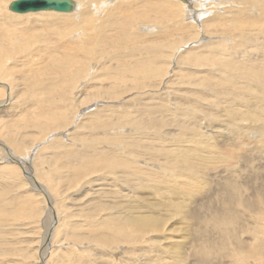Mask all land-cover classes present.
<instances>
[{
	"label": "rangeland",
	"instance_id": "1",
	"mask_svg": "<svg viewBox=\"0 0 264 264\" xmlns=\"http://www.w3.org/2000/svg\"><path fill=\"white\" fill-rule=\"evenodd\" d=\"M13 1L0 0V8ZM82 1L72 14L78 15L70 20L54 12L24 19L12 18L9 14L13 12L7 10L8 14L0 12L1 30L25 41L17 47L13 41L6 43L19 57L3 64L0 75L13 67L6 83L11 85L9 80L18 77L29 80L31 77L21 75L43 70L46 60L37 57L44 50L52 59L69 56L73 60L65 64L68 75L59 76L56 82L54 97L58 100L46 103L43 112L38 106L37 110L30 108V102L40 101L41 95L30 96L31 88L26 91L28 84L21 83L10 101L0 107V143L4 145L0 146V264H201L200 252L217 257L213 264H225L229 253L214 249L210 241L221 242L219 233L230 228L223 224L217 233L209 223L229 200H234L242 226L253 228L254 234L264 233V218L255 223L254 216L241 207L257 199L264 201V79L256 78L259 84L250 82L253 85L247 87L241 80H237L239 84L230 80L225 64L237 56L230 48L237 43H226L222 36L203 29L202 22L218 12L202 13L201 0H186L188 4L153 0L166 2V8L147 14L141 0H136L131 10L133 26L152 28L148 46L122 41L111 33L108 41L102 40L94 27L100 23L102 11L92 12L90 29L81 32V12L87 9ZM230 2L221 5V14H230ZM263 34L264 29L260 44L249 40L250 52L244 51V57L260 69L264 67ZM249 35L255 36L252 41L259 38L258 32ZM37 48L39 53L33 50ZM133 50L143 53L136 59ZM217 58L224 63L212 61ZM123 59H128L125 64L152 59L159 72L142 79L140 88L132 74L127 75V87H115V61ZM237 62L245 61L237 58ZM73 68H80L85 75L76 73L74 81ZM106 70L113 71L109 81L105 80L108 76H101ZM48 79L49 75L43 77ZM6 83L1 84L2 89ZM122 90L127 93L111 96ZM94 97L98 100L84 104ZM6 99L2 93L0 103ZM69 103L71 112L64 124L44 123L49 111L60 112ZM32 115L41 126L33 125V119L26 120ZM90 122L96 125H88ZM8 134L19 144L10 145ZM77 134L83 143L73 136ZM59 142L76 158L70 160L54 152L53 144ZM92 142L98 150L88 154ZM77 144L83 145V156H88L76 153V148L84 149ZM8 153L19 164L10 160ZM107 153L114 157L113 167L101 166L99 155ZM35 157H49L50 162L40 164ZM187 157H191L192 168L187 166ZM87 167L91 169L80 174ZM194 176L199 183L195 182L194 190H187L186 179ZM192 212L209 224L202 228L203 239L192 241L198 229ZM132 220L144 229L131 224ZM123 222L132 226L124 235H114ZM239 233L244 241L252 237L242 229ZM224 240L230 250L234 245L227 237Z\"/></svg>",
	"mask_w": 264,
	"mask_h": 264
},
{
	"label": "bare ground",
	"instance_id": "2",
	"mask_svg": "<svg viewBox=\"0 0 264 264\" xmlns=\"http://www.w3.org/2000/svg\"><path fill=\"white\" fill-rule=\"evenodd\" d=\"M72 1L74 2V8L72 9V11L70 13H62L64 15H61L68 20H70L71 17L78 15V14H75V15H72V14L76 13L79 9V6H80L79 2H78L79 0H72ZM174 1H180L183 3H187V4L189 3L186 0H174ZM207 1H209V0H201L200 9L202 10V13L208 14L209 12H214L212 14H215L216 12H218V14H216V16L211 17L207 21H203L202 22L203 29L205 28V29L209 30L212 34H215L217 37L222 36L224 39V42H226V43H232L233 41H235L237 43L234 46L230 45L231 49L236 50L237 56H235L234 60L227 61V63L225 64L226 67L228 68V70H226V74H228V75L230 74V76L232 77L230 80L234 81L235 83L237 80H241V81L245 82L246 84L245 83H243V84L246 87H247V85H250V84L253 85V83H250V82H255L256 84H259V82L256 81V78L264 79V67H263V69H260V67L254 65L250 61L249 57L245 58L244 57V54H245L244 51H246V52L249 51L247 47L250 45L251 42L260 44V40H261L260 35L262 34V31L264 29V0H230L231 2H230V14L229 15H227L225 13L226 11L225 12L223 11V13H225V14H221V12L223 10L221 5L223 3H225V0H211L212 4L205 5V3ZM82 2L85 3V6L87 7V9H85L83 12H81V16H82L81 18L84 21L83 26L80 28L81 32L84 33L85 31L90 29V27L93 23L92 12L95 14H98L102 11L103 14L100 18V23H96L94 26L97 30V35L102 40L108 41L107 34L111 33L112 37L120 38L122 41L135 42L134 45L140 44L141 46H148L149 39L147 37L152 34V28L145 26V27H142L140 30H138L137 27L135 28L133 26L135 24V21L133 20L134 16L132 15L131 10H132L133 5L136 2V0H83ZM141 2L145 6V13L146 14L149 12H152V11H162L166 8V2H164V1L154 3L153 0H141ZM10 3L11 2H9L8 4L4 3L3 6L0 8V12H6V10L9 12L10 10L8 7H9ZM75 4H76V6H75ZM205 8H207V9H205ZM10 12H12V11H10ZM38 13L43 14L42 12H38ZM38 13L16 14V15L11 13L9 15L15 19H24L28 15L38 14ZM6 14H8V13L6 12ZM65 14H68V15H65ZM164 29H165L164 27L161 28V30H164ZM123 31H125L124 34H122ZM257 32H258L259 38H256L257 41H252V39L255 36L253 35V38H251L249 36H252V35H249V34H255V33L257 34ZM205 36L203 35L202 38L205 39ZM262 38H263V36H262ZM229 39H230V42H229ZM9 40L16 43L15 47L25 43V41L19 40L15 37L7 36V34L4 32V30H1V28H0V70H3V66H4L3 64L6 62V60L8 62L14 61V60H16L15 58L18 55L15 53L17 51L15 48L6 46V43ZM249 40H251V42H249ZM33 41H35V39H33ZM261 43H263V42H261ZM239 47L241 48V50ZM33 50H34V52L39 53V52H37L39 50L38 48L33 49ZM127 50H131L130 47H127ZM131 53H133L132 57H136V59H138L139 56L143 52L133 50V51H131ZM41 54H43V55L41 56L40 53L38 54L39 57H37V59L38 60H42V59L46 60V61H44L45 65H42V66H45L43 68V70H42V68L40 70L39 69L35 70L32 68L33 72L29 71L28 73L21 75L22 77H25L26 79H29L30 77H31V79L25 80V79H21L18 77L17 80H15V79L12 81L9 80V82H11V85L9 83H6L8 81V78L10 77L7 75V74H9L8 70L13 68L12 66H11V68L10 67L8 68L5 75H2V74L0 75V78H1V80H0V95H2V93H3L5 95V97L9 98V100L6 99L3 103H0V107H3L4 105H6L5 103L10 101L12 94H14V91H15L14 89L16 88V86L18 88L19 83H21L23 85L28 84V86H26V89H24V90L27 91L28 89L31 88L32 94H30V96L41 95V97H42V99L40 101H31L30 102L31 103L30 108L35 107V109L37 110V106H38L40 112H43L46 103L51 104L52 100H56V101L58 100L57 97H54V94L56 93V82H57L59 76L65 77L68 75V71L66 70L67 68H66L65 64L66 63H72L73 60L69 56H65V57L60 58V59L59 58L52 59L51 56L48 53H46L45 50ZM106 55H109V53H106ZM8 58L10 60H8ZM17 58H19V57H17ZM237 58H241L245 62L244 63L237 62ZM127 61H128V59L115 61V63H116L115 66L118 65V68L115 69L116 73L113 74V76H115L114 79H116V83H117V85H114L115 87H118V88L127 87L128 86V80H126V79H128L127 75L132 74V77L134 79L135 84L140 88L142 86V79H147L152 74L159 72L158 70L155 69V63H154V60H152V59L144 61L141 64H139V63L125 64ZM212 61L224 63L221 59H218V58L213 59ZM5 66H7V65H5ZM111 69H112V67H111ZM29 70H30V68H29ZM26 71H27V69H26ZM112 72L113 71H111V70H106L103 74H101V76H108ZM70 73H71L74 81H75V74L76 73H80L82 76L85 75L84 72L80 68H73L70 70ZM17 75H19V74L16 73L15 76H17ZM48 75H49V79L43 80V77L48 76ZM1 76H4V77H1ZM108 78H109V76L107 78H105V80L106 79L108 80ZM2 83H6V85L3 87V89L1 87ZM41 83H42L43 87L40 86ZM95 83H97V82H95ZM7 84H9V85H7ZM119 84H121V87L119 86ZM237 84H239L238 81H237ZM111 85H112V83L110 84V86ZM98 86L99 85H97V87ZM102 86H100L99 88H102ZM262 87L264 89V84ZM94 89H97V88H94ZM243 89H244V91H247V90H249V92L251 91L250 89H245V88H243ZM122 91L123 92H121L120 94L112 92L111 96L114 97L117 95H122L123 93H127V91H125V90H122ZM95 92H96V90H94V93ZM107 93H108V91H107ZM62 97L64 98V95H62ZM94 99L98 100V97H94L90 100H85V103L83 102L84 100H81V101L84 104H88ZM96 100H94V101H96ZM72 101H69V102H72ZM39 103H41V105H39ZM83 103H82V105H83ZM69 105H70V103L68 105H66L62 111L57 112V113L55 112L54 114H52V112L49 111L48 117H46L44 119V123L57 121V122H62L64 124V122L69 118L68 116H69V113L71 112ZM50 109L52 111H54V108H50ZM259 111H261V110H259ZM26 114H28V113H26ZM261 114H262V112H261ZM230 115H231V113H230ZM251 117L248 116L249 119ZM261 117H263V116H261ZM35 118L36 117H33V115H32V116L26 118V120L31 121V119H33V121H32L33 125H35V126L40 125L41 126V124H36ZM254 120H256V118ZM27 122H29V121H27ZM88 125H96V123L90 122V123H88ZM88 125H86V126L88 127ZM112 125H114V124H112ZM106 126H108V125H106ZM78 127H80V126H78ZM91 127L92 126H90L89 128H91ZM259 131H261V130H259ZM262 132H263V130H262ZM7 136H8L7 141L10 145L19 144L18 141H16L11 136V134H8ZM73 136H75L77 138L79 143H81V142L83 143L84 139H82V137H79V134L73 135ZM193 138H195V137L193 136ZM109 139H110V136H109ZM191 139H192V137H191ZM98 140H99L98 145H100V139H98ZM102 140H103V138H102ZM200 140H201V138H200ZM219 141H222V140H219ZM59 143L60 144H58V143L53 144L52 149L54 150V152L59 153V154H64L70 160L76 158V154L71 152L70 150H69V152L64 151L65 149L68 148V147L66 148L65 144H64L65 145L64 146L61 142H59ZM86 143H87V141H86ZM94 143H95V141H94ZM196 143H197L196 145H199L198 141H196ZM223 143H224V141H223ZM102 144L105 145L106 143L102 142ZM130 145H132V144H130ZM133 145H135V144H133ZM221 145H222V143H221ZM0 146L4 147V145H2L1 143H0ZM100 146L102 147V145H100ZM77 147H83V145L79 146L77 144ZM199 147L201 148L202 144ZM216 148L217 147L215 146V149ZM97 150H98L97 145L94 144L91 147L87 148V153L91 154L92 151L97 152ZM191 150H192V148H191ZM75 151L82 158L88 156V155L83 156L84 152H85V148L84 149L76 148ZM106 151H107V149H106ZM184 151H182V152H184ZM189 151H190V148H189ZM193 151L191 152L192 154H193ZM189 153L190 152H188V154ZM185 154H187V153L185 152ZM8 155L10 156V160L16 161L14 158L11 157L10 153H8ZM192 156L194 157V155H192ZM99 157L102 159V162H103L101 164V166H109V167L112 166L113 167L116 164L115 160H113L114 157L111 156L110 153L108 155H99ZM189 158H191V157L186 158V159H188L187 166L192 168L191 161ZM35 159H39L40 164H46L47 161L50 162L49 157H41V158L35 157ZM203 160L205 161V159H203ZM16 162L18 163V161H16ZM90 169L91 168L87 167L86 169L80 171V174H83L84 172L89 171ZM194 178H195V176L193 178L186 179V181H189V183L184 184V187L186 189L189 188V190H191L194 186H196L195 182L199 183V180L197 179L198 180L197 181ZM192 179H194L195 181ZM28 181L35 185L34 180L30 179ZM191 181H194V183H192L193 185L191 184ZM34 185H32L33 186L32 190L36 191L35 189H37V187H35ZM229 185L232 186V184H229ZM198 189H199V187H198ZM193 190H194V188H193ZM43 192H45V191H43ZM195 192H196V190H195ZM190 193H191V191H190ZM46 197H47V195H46ZM241 207H242L243 211H246L247 213L254 216L253 220L255 221V223L260 222V220H262L264 218V201L259 202V200L257 199L253 202L246 203L245 205H243ZM223 208H224L223 210L217 211L216 213H214V215L212 217V221L209 224H211V227L213 228L212 230L217 232V233H218V230H221V225H223V224L228 226V228H230V229L222 230L223 232L219 233L220 236L222 237V238L220 237V239H222L221 242L216 243L215 241L214 242L210 241L213 248L216 250H219V251L229 253V260L225 264H264V240H262V237H263L262 235H264V233L262 232L263 233L262 234V233L256 232L254 234L253 228H247V227L245 228L244 226L241 225V223H243V222H242L241 217L238 216L239 214H237L235 211L234 200H229L228 203L226 204V207L224 205ZM8 213H9L8 211H3V214H8ZM191 217L193 219H196L194 226L195 227L197 226L196 228H198L196 235H195L197 237L194 236L192 241H194L195 238L203 239L204 231L202 230V228H203V226L209 225V224H203L200 221V218H198L197 214H195L194 212L191 213ZM131 224L138 225L139 227L144 229V225H142L141 223H138L136 221L132 220ZM123 226H122L123 228L118 227V230L116 231V233L114 235H119V236L124 235L127 227L129 228L132 225H124V222H123ZM240 229H242L244 232L250 233L252 235V237L250 236V238H248L245 241L240 239V233H239ZM126 237H132V236L126 235ZM224 237H227L228 239H230V244L234 245V246H232V245L230 246V250H228V242H226L224 240ZM104 241L109 242L110 240L106 241V239H105ZM201 241L203 242V240H201ZM207 241L209 242V240H207ZM100 242H102V239L100 240ZM105 242H103V243H105ZM194 255H196V254H194ZM199 256H200L199 263H201V264H213V261L218 262V258L215 256H210V254L208 252H200ZM258 256L262 257V259L258 260L257 259Z\"/></svg>",
	"mask_w": 264,
	"mask_h": 264
},
{
	"label": "water",
	"instance_id": "3",
	"mask_svg": "<svg viewBox=\"0 0 264 264\" xmlns=\"http://www.w3.org/2000/svg\"><path fill=\"white\" fill-rule=\"evenodd\" d=\"M8 8L16 14L38 12L70 13L74 8V2L72 0H16L11 2Z\"/></svg>",
	"mask_w": 264,
	"mask_h": 264
}]
</instances>
